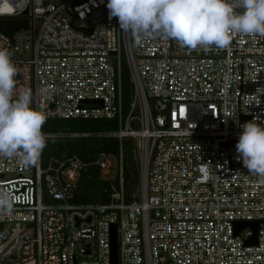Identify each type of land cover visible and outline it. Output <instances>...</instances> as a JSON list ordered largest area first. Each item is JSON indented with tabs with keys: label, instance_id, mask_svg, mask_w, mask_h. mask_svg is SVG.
Masks as SVG:
<instances>
[{
	"label": "built area",
	"instance_id": "obj_1",
	"mask_svg": "<svg viewBox=\"0 0 264 264\" xmlns=\"http://www.w3.org/2000/svg\"><path fill=\"white\" fill-rule=\"evenodd\" d=\"M106 5L0 0V20L24 21L0 31V48L19 69L13 100L28 90L30 106L47 118L116 117L115 129L43 132L118 142L115 154L99 151L91 161L71 153L24 167L0 157V191L13 200L0 214V264H110L112 224L117 264H264V178L235 149L241 125L264 126V37L237 35L227 49L207 51L163 37L137 42ZM122 60L130 79L124 116ZM126 137L140 168L130 200ZM89 163L108 180V199L72 202Z\"/></svg>",
	"mask_w": 264,
	"mask_h": 264
},
{
	"label": "clouds",
	"instance_id": "obj_2",
	"mask_svg": "<svg viewBox=\"0 0 264 264\" xmlns=\"http://www.w3.org/2000/svg\"><path fill=\"white\" fill-rule=\"evenodd\" d=\"M109 17L137 42L163 37L191 50L227 49L237 35L264 37V0H107ZM19 69L11 52L0 48V157L18 158L21 166L38 164L48 136L47 116L24 90L13 100ZM235 149L250 173L264 178V126L256 119L241 125ZM13 200L0 191V214Z\"/></svg>",
	"mask_w": 264,
	"mask_h": 264
},
{
	"label": "trees",
	"instance_id": "obj_3",
	"mask_svg": "<svg viewBox=\"0 0 264 264\" xmlns=\"http://www.w3.org/2000/svg\"><path fill=\"white\" fill-rule=\"evenodd\" d=\"M121 113L124 116L128 110L130 96V79L127 66L122 60L120 77ZM117 128L116 117L112 118H47L42 131L62 130H105ZM122 149V178L125 200H130V191L133 190L139 180V166L137 158L132 150V141L126 137L123 139ZM118 142L113 137H80L75 139L48 137L47 146L44 148L41 161L49 156L64 157L74 153L84 161H91L99 151L110 153L117 152ZM109 182L99 176V170L93 163L86 165L80 171L76 188L71 197L72 202H103L108 199Z\"/></svg>",
	"mask_w": 264,
	"mask_h": 264
},
{
	"label": "water",
	"instance_id": "obj_4",
	"mask_svg": "<svg viewBox=\"0 0 264 264\" xmlns=\"http://www.w3.org/2000/svg\"><path fill=\"white\" fill-rule=\"evenodd\" d=\"M19 26H24L23 20H0V31L10 34L13 30L17 29ZM251 224L253 229L255 230V223H250L248 221H240V227L244 225ZM116 238H115V224H112L110 227V248H109V257L110 264H117V256H116Z\"/></svg>",
	"mask_w": 264,
	"mask_h": 264
},
{
	"label": "rangeland",
	"instance_id": "obj_5",
	"mask_svg": "<svg viewBox=\"0 0 264 264\" xmlns=\"http://www.w3.org/2000/svg\"><path fill=\"white\" fill-rule=\"evenodd\" d=\"M108 160L111 162V164L113 165L114 164V158L112 157V156H108ZM140 169V168H139ZM109 174H111V171L109 172V173H107V174H105V175H109Z\"/></svg>",
	"mask_w": 264,
	"mask_h": 264
},
{
	"label": "snow or ice",
	"instance_id": "obj_6",
	"mask_svg": "<svg viewBox=\"0 0 264 264\" xmlns=\"http://www.w3.org/2000/svg\"><path fill=\"white\" fill-rule=\"evenodd\" d=\"M181 111H183V109Z\"/></svg>",
	"mask_w": 264,
	"mask_h": 264
}]
</instances>
